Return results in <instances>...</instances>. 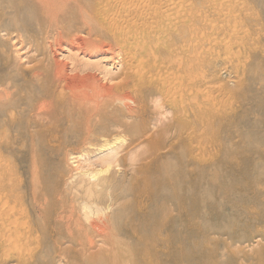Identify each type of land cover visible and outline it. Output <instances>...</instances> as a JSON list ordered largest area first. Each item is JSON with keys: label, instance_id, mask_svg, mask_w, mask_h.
I'll list each match as a JSON object with an SVG mask.
<instances>
[{"label": "rangeland", "instance_id": "obj_1", "mask_svg": "<svg viewBox=\"0 0 264 264\" xmlns=\"http://www.w3.org/2000/svg\"><path fill=\"white\" fill-rule=\"evenodd\" d=\"M105 1L98 0V5H128L126 0ZM6 5H13V0H0V26L13 19ZM147 5L150 10L160 5L169 8L162 9L164 16L147 19L152 45L164 48L168 40L177 52L178 46L192 47L186 55L196 62L191 75L194 85L188 66L170 70L186 83L191 80V96L182 92L186 88L167 89L173 96L175 91L176 98L179 93L185 95L186 104H196L198 118L194 136L190 137L191 130L177 131L169 104L154 101L156 84L152 81L140 88L133 77L127 86L130 100L104 108L111 114L103 121L109 130L97 135L95 142L108 139L112 146L120 144L122 159L103 174L113 185L112 189L103 186L98 196L104 207L100 215L106 217L103 236L89 227L79 207L75 209L79 199L74 188L84 179L83 171L101 169L97 161L107 151L84 149L74 123L64 118L69 109L63 101H51L43 117L35 116L43 99L48 100L45 92L62 97L47 40L28 35L21 27L0 30V200L8 204L0 201L5 207L0 211L17 222L10 225L3 220L4 214L0 217L4 221H0V264H142L140 257L144 264H164L170 249L163 240L173 231H178L182 251L189 257L181 264H264V0H149ZM132 16L136 18L128 17ZM18 35L23 37L19 40ZM87 51L92 55L75 56L64 48L56 50L55 56L67 63L70 76L94 74L90 83L96 89L119 85L122 61L117 57L106 61L99 53ZM158 54L155 51L153 56ZM76 109L74 114L80 115ZM112 119L122 124L120 130L110 127ZM154 131L157 143L147 147L145 136ZM183 140L186 147L181 146ZM84 151L95 163L87 168H83L87 164ZM154 161L171 169L181 163L187 190L190 178L197 179L180 214L170 199L171 189L162 188L157 197L146 193L144 178L156 180ZM72 200L76 203L71 204ZM190 201H196L194 208ZM64 203L74 207L65 216ZM150 214L157 215L163 225L176 216L174 230L170 223L162 229L154 226L150 231L157 230L152 235L155 241H142L140 227ZM9 229L18 245L3 239H8Z\"/></svg>", "mask_w": 264, "mask_h": 264}, {"label": "bare ground", "instance_id": "obj_2", "mask_svg": "<svg viewBox=\"0 0 264 264\" xmlns=\"http://www.w3.org/2000/svg\"><path fill=\"white\" fill-rule=\"evenodd\" d=\"M117 1L114 0L115 3ZM148 1L149 0H126V4L128 5H122L121 2L120 5H98L100 4L98 0H13V5H6L11 9L10 12L13 14L12 22H10V24L0 26L1 31H8L9 29L14 27H21L28 32V35L47 40L46 49L53 56L55 65L54 76L55 79L59 82V91L62 93V97L45 92L47 96L46 98L49 101L43 99L44 101H42V103L37 107L35 116L37 118H39V116L43 117L45 108L51 101H63L68 105L67 108L69 109V112L65 113L64 118L65 120L74 123L73 127H76L78 137L80 138L79 143L82 146H85L84 149L91 146L95 147V150H97V148H104L107 151L100 157L99 161H97V165L101 166V169L95 171H83L82 174L84 177L82 178L84 179H82L79 185L74 188L76 191V198L79 199V204L78 206H75V209L79 207V210L87 218L89 227L92 228L99 236H103L106 233L107 226L105 225L106 217L102 218L100 215L104 212V207L100 204L101 198L99 199L98 196L101 194L100 192L103 189V186L109 187V189H112L113 187V185L109 184V176H105L103 174L107 173L111 168L117 167L122 157L118 155V148L120 144L117 143L112 146V144L110 143L111 141L108 139L99 143L98 141L95 142V140H97V135L103 136L109 130V128L104 125L103 121L110 119L111 114L107 113L104 108L114 105V103H116L117 101H122L123 104H126V101L130 100L131 96L129 87L127 88L128 80L132 79L133 77L137 81V85L140 88L145 83L153 81L156 84V90L154 89L153 93V95H155L154 101L158 102V104H160L161 106H164L166 105V103H168L170 113H173L176 116L175 120L177 131L184 132L185 130H191L192 135L190 137L194 136L193 129L196 117L198 115L197 105L186 104L184 101L188 98H186L185 95L183 96L182 93H179L181 95L176 98L177 94L175 93V91L173 92V96L170 95V92L167 89H172L170 87H174L176 90L178 88V91H181V89L186 88L187 91L183 89L184 91L182 92H185L184 94H186L187 92L188 95H190V93H192V91L194 90L193 82L195 80L193 81L194 78L191 77V75H193L194 72L193 62L195 61H192L193 59H189V57H187L188 55H186V52L189 51V49L192 47H190L189 45V47L186 48L188 44H184L183 46H178V49L180 51L177 52V50L174 49L173 45L169 43L168 40H165L163 42L164 48L151 44L148 32L151 28V22L148 23L147 19L153 17L156 14L162 17L166 13L163 12L162 9L164 8V6L162 8L161 5L158 6V8L155 7V10L154 8L153 10H150V8H146L147 6H149L147 5ZM135 2H137L136 4H138L139 2L143 5H134ZM171 5L169 6L171 8L170 10H173ZM177 6L179 7L180 5ZM173 7L175 8V5ZM166 8H164V11L166 10ZM150 11H154L153 14H151ZM170 14H167L166 17H170ZM115 15H118L119 18L125 17L127 19L118 20L117 16ZM129 15H134V17L136 18H133V16L132 18H129ZM178 16L179 15H177L176 17L179 18ZM235 31L237 32V30ZM8 34L10 35V33ZM14 37L15 36H12V38ZM20 37L22 38L23 35L17 36L18 39ZM12 42L16 44L18 43V40L13 39ZM64 48H67L69 52H73L75 56L80 54L89 55V53L90 55H92L91 52L87 53V50L91 49L102 55L103 58H105L104 60L106 61H111L112 59H114V57H117L118 60L120 59L122 61V64H124V72L121 76V80L119 81V85H116V87L112 89L111 87H103V84L101 87L96 89L90 83L94 74L91 75V73L89 72L82 75L77 72H74V75L71 76L67 74V63L61 62L57 59L58 56H55L56 50H63ZM155 51L159 52L156 57L155 55L153 56V53ZM183 54L185 56H183ZM143 56H146L147 59H143ZM147 65H149L148 68H146ZM184 66H188L190 72L189 77L190 79L192 78L191 80L193 85L190 83L191 80L190 82L188 81V85L184 77L180 75L177 76L175 72L170 71L172 69H179ZM151 67L154 70L153 73L150 69ZM75 106H78L79 111H77V109L76 111L80 115L74 114L73 109ZM160 114H164V112H161ZM159 123H161V120H159ZM121 126L122 124L120 122L112 119V125H110V127L113 128V130H115V128L119 129ZM156 133L157 132L154 131L150 134H147L146 136L144 135V144L147 147H152V145L155 146V144L157 143V137L155 136ZM116 139L117 138L113 139V143H115ZM183 141L181 142V146L186 147V140L184 142ZM189 141L191 144L192 141ZM173 144H175V142H173ZM87 151H89V149H87ZM89 152H91V150ZM89 152L84 151L83 156L85 157V155ZM85 160L87 164L83 168H87L88 166L95 164L90 160L89 156L88 158L85 157ZM191 160L194 161L193 159ZM154 162L157 163L152 164L151 167L152 171L156 174V177L154 178L156 180L152 183V180H149L148 177L144 178V183L148 185L146 193H151L153 194V196L157 197L160 194L162 188L171 189L172 198L170 199H173L175 201L176 209L180 214V211H183V204L186 201L185 196L187 197L189 194H192L196 189L197 179H195L194 177L190 178L189 181L191 188L187 190L184 187V181L186 178L184 176L185 172L183 165L181 166V163L179 165V168L171 169L169 165V168L164 166L162 164V161ZM93 187H99V189H94L92 191ZM181 191L182 194L180 193ZM96 193L99 194H97L94 198V195ZM113 196H115V194H113ZM163 199L167 198L163 197ZM0 201L3 202L2 198ZM74 202L76 203L75 200H72L70 203L73 204ZM5 203L6 202H3L4 205H2L5 206ZM70 203H64L61 205L63 210L64 207L66 208V210H68L65 211L64 216L66 212L71 213L73 211L74 207ZM190 204L191 208H194L196 205V201H190ZM7 205L8 204L6 203V206ZM4 209L5 207L2 208V210ZM4 212L0 211V213H2L0 214V217L1 215L3 216ZM6 213L9 214L8 212ZM5 215L6 214H4L3 216V220L7 221L8 224L11 223L10 225H13V223H17L16 221H14L16 220L15 218L13 219V221H10V214L8 216ZM3 220L0 218V221ZM176 222V216L171 217L169 220L170 227L172 228ZM169 223L163 225L164 223H161L157 215H147L143 218L142 225L140 227L141 240H148L154 237L152 235L155 234L157 230L150 231L154 226H159L162 229V227L169 226ZM2 225L4 224L2 223ZM172 230L174 229L172 228ZM8 231V234L3 233L7 235L8 239H5L4 236L3 239L5 241L8 240L12 243L15 241L16 243V240H14L13 237H10L12 236V233L10 234L12 230L9 229ZM147 231L150 232V236L147 235ZM173 233L174 234H172V236H167L168 238L163 240V243H165L167 248L170 249V251L166 252L167 258L164 264H181L184 258H189L187 257V255H185L186 253L182 251L181 247L183 241L178 231H173ZM15 236L18 239L19 236H17V234ZM1 237L0 239H2ZM152 240L154 239L152 238ZM10 245L13 246L12 244ZM17 245H15L14 247H16ZM15 251H18V249ZM138 252L140 253V249ZM152 255L155 256L157 254L153 253ZM139 259L142 264H144L143 259L141 257ZM156 261V259L151 260L152 263H155Z\"/></svg>", "mask_w": 264, "mask_h": 264}]
</instances>
